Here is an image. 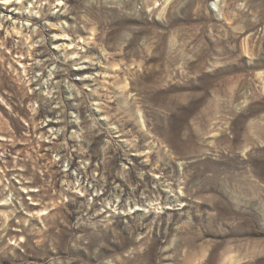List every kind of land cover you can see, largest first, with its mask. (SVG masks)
Masks as SVG:
<instances>
[{"label": "rangeland", "instance_id": "obj_1", "mask_svg": "<svg viewBox=\"0 0 264 264\" xmlns=\"http://www.w3.org/2000/svg\"><path fill=\"white\" fill-rule=\"evenodd\" d=\"M0 264H264V0H0Z\"/></svg>", "mask_w": 264, "mask_h": 264}]
</instances>
